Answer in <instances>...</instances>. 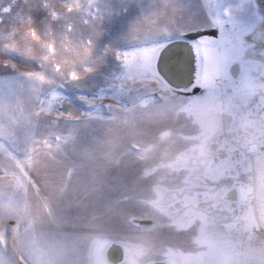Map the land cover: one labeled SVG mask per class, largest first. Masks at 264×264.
<instances>
[{"label": "rangeland", "instance_id": "rangeland-1", "mask_svg": "<svg viewBox=\"0 0 264 264\" xmlns=\"http://www.w3.org/2000/svg\"><path fill=\"white\" fill-rule=\"evenodd\" d=\"M186 38L212 63L182 93L147 51ZM113 244L264 264V0H0V264Z\"/></svg>", "mask_w": 264, "mask_h": 264}, {"label": "bare ground", "instance_id": "bare-ground-1", "mask_svg": "<svg viewBox=\"0 0 264 264\" xmlns=\"http://www.w3.org/2000/svg\"><path fill=\"white\" fill-rule=\"evenodd\" d=\"M189 47L190 46L187 44L179 43L160 50L158 54H155V51L153 50H148L147 52L148 57L152 58L156 69L172 83L177 85L186 84L192 78L193 72L197 70L198 73L199 67L200 73H198V76H196L197 78L195 79V84H197L204 78V68L208 72L212 63V54L204 42H197L196 44L197 50L201 52L198 56H196L195 46L192 44L194 49L193 52ZM237 70V65L232 66L231 71L233 74H235ZM235 192H228L229 194L225 197L232 200V202H235L237 198L236 189ZM118 254L119 250L114 247L106 250V258L112 261V264H116L115 258L118 257Z\"/></svg>", "mask_w": 264, "mask_h": 264}, {"label": "water", "instance_id": "water-1", "mask_svg": "<svg viewBox=\"0 0 264 264\" xmlns=\"http://www.w3.org/2000/svg\"><path fill=\"white\" fill-rule=\"evenodd\" d=\"M179 43H184V44H187L188 46H190L189 48L191 49V51L193 52L194 49L192 47V41L189 40L188 38L186 39H176V40H173L171 42H169L168 44H166L161 50L163 49H166L167 47H169L170 45H174V44H179ZM163 75V74H162ZM164 76V75H163ZM196 76H197V70L195 72H193L192 74V78L186 83V84H174L172 83L169 79H167L165 76L164 78L166 79V81L172 85L174 88L176 89H180V90H187V89H190L191 87L194 86L195 84V79H196ZM65 112H72L73 114H80L82 113L81 110H79L77 107H75L73 104L71 103H66V108L64 110ZM234 191V190H233ZM235 192V191H234ZM235 195H236V192H235ZM114 247L116 249L119 250V254H118V257L115 258L116 260V263L120 262L123 258H124V253H123V249H122V246L121 245H118V244H113L110 249ZM112 262V261H111ZM151 264H168L167 262H152Z\"/></svg>", "mask_w": 264, "mask_h": 264}, {"label": "flooded vegetation", "instance_id": "flooded-vegetation-1", "mask_svg": "<svg viewBox=\"0 0 264 264\" xmlns=\"http://www.w3.org/2000/svg\"><path fill=\"white\" fill-rule=\"evenodd\" d=\"M198 73H199V67H198ZM198 73H197V76H198ZM177 91H179V92H185V90H177ZM237 196H238V193H237Z\"/></svg>", "mask_w": 264, "mask_h": 264}]
</instances>
